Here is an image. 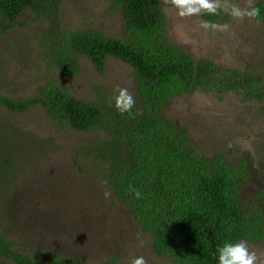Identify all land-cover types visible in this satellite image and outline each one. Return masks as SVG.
I'll return each mask as SVG.
<instances>
[{"label": "trees", "instance_id": "1", "mask_svg": "<svg viewBox=\"0 0 264 264\" xmlns=\"http://www.w3.org/2000/svg\"><path fill=\"white\" fill-rule=\"evenodd\" d=\"M108 3L112 15L118 14V37L91 24L67 26L64 0H0V36L16 29L20 18L30 13L33 22L42 23L43 56L61 80L80 77L83 59L101 77L111 59L129 65L136 101L130 113L121 114L115 108L116 95L105 88L94 87V97L83 100L56 76L33 96L14 99L0 93V106L16 116L40 108L55 127L97 135L74 157L101 166L106 186L151 238L155 256L173 264H218L216 249L225 241L264 243V188L244 195L257 176L250 155L235 164L227 163L222 153L202 155L188 128L167 116L173 101L196 94H236L244 102H257L264 115V60L255 71L253 60L250 70L226 67L209 53L198 55L171 41L161 0ZM254 6L261 9L259 23L264 24V2L257 0ZM201 16L219 22V15ZM4 142L0 139V155L8 148L14 152L16 146ZM9 175L8 166L0 165V178L8 180ZM23 249L0 229V261L89 264L44 250L31 256ZM111 256L96 264H122Z\"/></svg>", "mask_w": 264, "mask_h": 264}, {"label": "rangeland", "instance_id": "2", "mask_svg": "<svg viewBox=\"0 0 264 264\" xmlns=\"http://www.w3.org/2000/svg\"><path fill=\"white\" fill-rule=\"evenodd\" d=\"M161 1L171 41L198 55L201 51L209 53L226 67L250 70L248 63L253 60L251 71H255L262 65L264 24L247 18L235 21L221 12L218 23H227L230 28L225 32L205 31L199 26L202 20L207 21L202 16L181 18L170 3ZM228 2L242 8L248 5V0ZM252 2L254 5L257 0ZM64 4L67 26L85 23L112 36L121 34L118 14L109 11L108 0H64ZM41 35L42 23L33 22L26 13L16 29L0 36L2 95L23 99L35 95L50 76L60 79L43 56ZM83 70L78 78L59 80L79 99H92L96 86L114 95H118L117 88L134 94L130 80L133 70L120 60L109 61L104 77L85 59ZM167 116L188 128L202 155L222 153L230 164L250 155L257 176L244 195L264 188V115L257 102H244L236 94H196L173 101ZM96 137L55 127L40 108L16 116L0 106V139L5 140L4 145L12 142L16 146L14 152L8 148L0 155V165H7L10 174L8 180L0 178L4 183L0 184V229L31 256L44 250L89 264L111 255L119 257L122 264H131L139 256L147 264H173L152 253L151 238L133 220L128 206L114 198L101 175V166L90 158L78 161L74 157L87 150ZM105 192L111 194L107 199ZM248 246L264 264V243Z\"/></svg>", "mask_w": 264, "mask_h": 264}, {"label": "clouds", "instance_id": "3", "mask_svg": "<svg viewBox=\"0 0 264 264\" xmlns=\"http://www.w3.org/2000/svg\"><path fill=\"white\" fill-rule=\"evenodd\" d=\"M264 2V0H262ZM176 10V15L181 18L219 15L221 12L228 15L235 21H243L245 18L260 22L261 9L248 0L247 7H241L238 3H229L228 0H166ZM205 31L225 32L230 28L227 23L220 24L202 20L199 25ZM118 95L114 97L115 108L121 113H130L135 106V99L127 88H117ZM105 192V199L110 197ZM136 198L141 197L139 191L135 192ZM218 264H260V258L256 251L250 250L248 242L240 239L237 242L225 241L216 249ZM131 264H147L143 256L134 258Z\"/></svg>", "mask_w": 264, "mask_h": 264}]
</instances>
